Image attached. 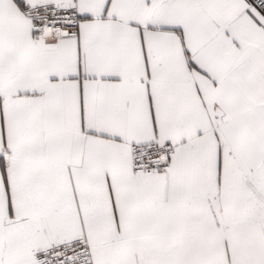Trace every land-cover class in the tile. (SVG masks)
<instances>
[{
  "label": "snow or ice",
  "instance_id": "6c2138e0",
  "mask_svg": "<svg viewBox=\"0 0 264 264\" xmlns=\"http://www.w3.org/2000/svg\"><path fill=\"white\" fill-rule=\"evenodd\" d=\"M0 264H264V0H0Z\"/></svg>",
  "mask_w": 264,
  "mask_h": 264
}]
</instances>
